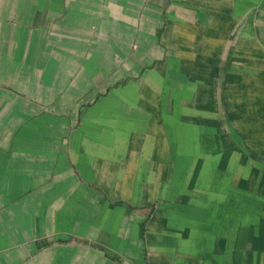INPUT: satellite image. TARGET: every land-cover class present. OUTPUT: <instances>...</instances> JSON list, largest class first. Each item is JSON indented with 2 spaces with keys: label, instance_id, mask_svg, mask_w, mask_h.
Returning a JSON list of instances; mask_svg holds the SVG:
<instances>
[{
  "label": "crops",
  "instance_id": "crops-1",
  "mask_svg": "<svg viewBox=\"0 0 264 264\" xmlns=\"http://www.w3.org/2000/svg\"><path fill=\"white\" fill-rule=\"evenodd\" d=\"M0 264H264V0H0Z\"/></svg>",
  "mask_w": 264,
  "mask_h": 264
}]
</instances>
